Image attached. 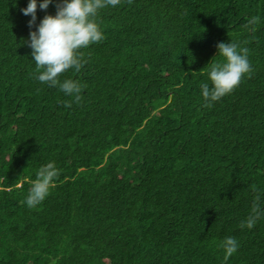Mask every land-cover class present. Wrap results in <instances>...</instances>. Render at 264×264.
Listing matches in <instances>:
<instances>
[{
  "label": "trees",
  "instance_id": "16d2710c",
  "mask_svg": "<svg viewBox=\"0 0 264 264\" xmlns=\"http://www.w3.org/2000/svg\"><path fill=\"white\" fill-rule=\"evenodd\" d=\"M28 3L0 0V264H264V216L240 227L257 195L264 211V0L99 10L105 39L60 76L79 103L34 78L30 32L57 0L31 28ZM220 42L247 47L253 74L206 107ZM49 162L56 186L29 208Z\"/></svg>",
  "mask_w": 264,
  "mask_h": 264
},
{
  "label": "clouds",
  "instance_id": "9594fccd",
  "mask_svg": "<svg viewBox=\"0 0 264 264\" xmlns=\"http://www.w3.org/2000/svg\"><path fill=\"white\" fill-rule=\"evenodd\" d=\"M52 2L53 0H42L39 7L46 10ZM128 3L131 4L132 0H128ZM120 4L121 0H57L56 14L45 15L37 30L30 32L29 46L38 73V75L34 74V78L49 87L58 86L65 95L73 97L75 102L79 103L84 86L73 79L61 82L60 76L69 70L78 73L85 63L81 49L105 39L96 22L98 11ZM21 11L26 16L31 15V20L28 22L31 28L36 22L37 0H29L27 7ZM258 22L259 17H252L245 27L254 26ZM217 48V55L223 59L210 63L207 74L212 87L210 88L208 83L201 84L206 107H211L213 102L231 94L244 77L251 78L253 74L247 47H241L236 42H220ZM65 107H71V102H66ZM58 176L59 170L53 162L47 163L38 170L26 198L29 208H36L44 201L50 194V189L56 186L54 181ZM253 191H257L255 186ZM259 199V195L254 198L251 213L246 221L241 222V228L252 229L261 216H264V211L258 203ZM220 246L225 250V260L229 259L239 247L234 237H226Z\"/></svg>",
  "mask_w": 264,
  "mask_h": 264
}]
</instances>
